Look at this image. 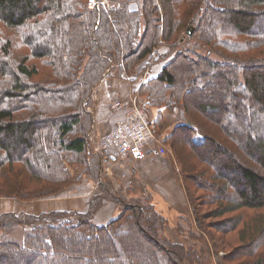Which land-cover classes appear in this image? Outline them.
Listing matches in <instances>:
<instances>
[{"label": "trees", "instance_id": "1", "mask_svg": "<svg viewBox=\"0 0 264 264\" xmlns=\"http://www.w3.org/2000/svg\"><path fill=\"white\" fill-rule=\"evenodd\" d=\"M88 2L0 0V196L55 193L73 181L77 164L99 179L101 154L90 144L94 90L108 72L122 77L166 42L170 57L139 93L149 106L182 111L164 141L197 225L207 227L189 178L211 193V216L235 213L218 231L230 234L242 224L240 244L216 260L215 233L206 239L202 228L201 249L176 241L151 193L144 189L131 201L103 181L104 192L85 212L1 213L0 264H264V55L211 56L217 44L237 54L264 51V0H190L184 8L186 0ZM190 25L193 35L179 33ZM20 43L29 51L18 58ZM31 59L42 62L43 73ZM162 117L153 125L162 126ZM111 197L121 212L96 222L95 211ZM18 226L26 229L23 243L5 238Z\"/></svg>", "mask_w": 264, "mask_h": 264}, {"label": "rangeland", "instance_id": "2", "mask_svg": "<svg viewBox=\"0 0 264 264\" xmlns=\"http://www.w3.org/2000/svg\"><path fill=\"white\" fill-rule=\"evenodd\" d=\"M189 2H190V0H186V2H184V4L182 5V8H184L186 6V4H188ZM183 27H180L179 33L180 34L183 33V35H188L187 32L183 30ZM13 33H14V31H9L7 34L12 36ZM227 38L231 39V40H237V39L246 40L242 36L236 37V35H231V34L227 35ZM197 41H198L197 37L192 39V43H195ZM164 43H166V42H164ZM166 44H167L166 50H163L164 52H160L161 58H160V56H158L159 55L158 52H155L150 57L149 61L145 62L147 60V59H145L142 61V63H140L131 72H128V73L125 72V73H127L128 75L134 74L137 77L135 79H138V80H135V81H137V84L139 83V78L141 80L145 81L147 78H150V77L154 76L155 74H157L158 71L160 70V68H162L163 64L166 63L167 59L170 57V56L166 55V53L169 51V44L168 43H166ZM207 48L208 47L206 45L201 46L202 51H205ZM178 49L179 48H177L176 50H178ZM28 51H29L28 48L26 46H24L22 43L16 45L15 48L13 49L14 54L18 58L22 57L24 55V53H27ZM223 51H224V53H227L231 57H242V58L247 57V58H249V57H256V56L264 55V51H262V52L253 51L250 53L245 52L242 54H237V53L229 52V51L225 50V48H223V45L217 44L215 46L214 51H212L211 56L213 58L218 59L222 56L221 52H223ZM163 55H164V57H167V58H163ZM156 56H158L157 59H156ZM30 62L39 64V66L42 70L41 73H43L44 67L42 66L41 61H39L37 59H31ZM108 73H110V72H108ZM42 77H43V74H40L39 76H35L34 79H39ZM102 81H101V83H102ZM101 83L95 88L94 94H93L94 97H95V94L97 93V90L99 89ZM122 83L118 82V85H122ZM123 87L126 88V86H124V85H123ZM137 93L140 97L143 96V98H140V100H139L140 106L143 107L145 112L151 116L152 120H154L155 118H158V116L160 114L163 115L162 126H160V127H157L158 125L154 126L155 131H157L159 134L164 132L165 128L167 129L166 131L169 134L172 131L173 126H175L174 122L177 120V123L178 122L180 123V122H182L180 120L184 119V115H183L181 110L179 111L178 115H175V112L171 111L168 108L163 107L160 109L158 107L149 106L147 103L146 95H141L139 93V90L135 91L133 93V95H135ZM167 126H168V128H167ZM167 133L163 134L162 136L163 137L167 136L168 135ZM128 160H130L129 162H127L128 168H129L130 165L131 164L134 165L135 162H134V160H131V159H128ZM141 164H142V161L139 162L140 166H141ZM140 166L138 168H140ZM168 166H169V169L167 170L168 176L172 175L174 173L175 180L178 182V184H180V178L178 175V170H176L175 165L169 161ZM73 167L75 168L73 181L70 182L69 184L63 186L59 191H57L55 193L46 194L43 196H38L35 198H29V199H24V198H20V197L0 196V214L5 213V212H10V211L28 212V213H33V214H44V213H50V212H54V211L55 212H60V211L85 212V211H88L91 208L92 197H94L95 195H99V194L103 193L104 190H103V188L99 187L97 194L95 193L93 196L83 197L85 199V202L81 203V198L84 195L83 192H85L86 188H88V187H86L87 184L84 182H81V181L83 180V178H85L86 181L95 180V178H91V176L88 175V173L86 172L87 170L83 165L77 164V165H74ZM120 168H122V167L120 166ZM201 171L197 172V176L199 178L201 177V173H202ZM121 172L122 171H120V174H121ZM122 178H125L126 182L129 184V182L131 180L129 176L128 177L120 176V179H118V181L121 182ZM138 179H139V181H143L142 177H140V178L138 177ZM197 182L198 181H196V183ZM186 183H187L189 190L191 192V196L194 197L193 205L195 204L196 208L198 209V212L200 213V217H202V215L204 216L203 218H200V221L202 220L204 223L207 224V227H202L204 229V231L207 233L206 237L205 236H203V237L208 239V236H209L208 233L213 232L217 236V239H219V244H220L218 247L219 251H218L217 255H216V253H214L215 254L214 258L217 260V257H218L220 260V258H222L225 254L231 253V251H234L238 247V245L240 244L239 231H241L243 229V226H241L242 225L241 224L238 227V230H236V231L234 230L230 234H226V235L224 234L223 235L222 233H220L218 231V229H220V226H223L220 224L222 222H225L224 224L229 223V221L226 220V217H230L231 215H234L235 213L225 215L224 217L211 216L212 211L217 208V204L212 203V202L207 203V201L209 200V197L211 196V193L206 192L208 194L204 195L205 191L197 188L195 181L192 180L191 178H189ZM36 184H38V183L36 182ZM79 184H81V185H79ZM183 184H184V181H183ZM34 185L35 184H33V186ZM82 185H85V187H83ZM132 185L136 186L135 181ZM125 189L120 188L119 190H117L119 192L118 194H122L126 197V199H128V200L131 199V201H132V199L135 198L137 196V194H134V195L130 194L133 191H131V190L129 191L128 189H126V190ZM142 190H144V189L140 186L137 188L136 192H141ZM149 190H147V192H149V193L153 192L154 193L157 208L160 211H162L168 218V224L166 227V231H167L168 235L171 238H174L176 241L187 243V245L189 244L190 241L192 243L196 242V247L198 249H201L202 248L201 246L203 244H202V241L199 240V239H201L199 237V235H201L204 231L202 228H201L202 229L201 230L198 227V225H197L198 221L196 220L197 219L196 216H194V214L190 215L188 213L187 214H183V213L179 214V212L176 211V209L173 210V208L171 207L172 203L170 201L165 200V196L163 195V192L156 191V190L154 191L151 188H149ZM110 201L114 204V208L111 209V215H110V218H111L112 216L113 217L117 216L121 212V205L115 199H113V197L110 198ZM75 205L77 207H81V208H76ZM103 206H104V203L102 205H100L97 208V210L95 211V214L93 217L94 220H95L96 214H97V217L99 220H105L106 219L107 213H105V212L98 213V211L100 209H102ZM60 207H67V208H72V209H67V210L58 209ZM261 212H263V211L261 210ZM177 214L179 215V217L177 216ZM107 220L108 219H106L105 222ZM95 221L97 222V220H95ZM244 223H246V222H244ZM244 223H243V225H244ZM25 232H26L25 227L22 228L21 226H18L13 233H7L5 235V238H7L9 240H16L18 242L23 243L24 237H25ZM193 235H196L197 237H193ZM227 264H234V263L230 262Z\"/></svg>", "mask_w": 264, "mask_h": 264}, {"label": "crops", "instance_id": "3", "mask_svg": "<svg viewBox=\"0 0 264 264\" xmlns=\"http://www.w3.org/2000/svg\"><path fill=\"white\" fill-rule=\"evenodd\" d=\"M167 44L161 43L155 52H164L166 50ZM151 56L147 57L146 61H149ZM161 69V68H160ZM160 71V70H159ZM158 71V72H159ZM158 74V73H157ZM156 75V74H155ZM135 75H128L125 73L122 77H115L109 73L105 75L97 93L94 97V104L90 107V110L94 113V128L93 132L90 135V144L91 150L93 153L101 154V164H102V174L99 179L86 181L85 178L81 182L87 184L86 191L83 192L84 195L81 198V203L85 202L83 197L86 196H93L101 188V183L106 181L108 186H112L115 190L121 189H128L129 191H133L130 194H138L137 188L142 187L143 189L149 190V188L153 189L154 191L163 192L165 196V200L170 201L172 203L171 207L176 209V211L183 214H193L192 208L190 205L189 197L183 184V179L180 174L179 164L174 156V154L169 151V153L162 155V156H149L144 160H134V165L131 164L128 168V163L130 160H119L117 158H113L112 153H108L101 147V142L105 134L118 125L121 121H131L134 119L133 114L131 113V108L128 100L132 98V95L135 91L139 90L140 85L142 84L143 80L139 78V83L137 84L138 79H135ZM118 82H123L122 85H118ZM126 86V88L123 87ZM121 101L123 103L122 107H114L113 105ZM151 117V116H150ZM152 119V118H151ZM156 119V118H155ZM154 119V120H155ZM177 124V120L174 122ZM174 127V126H173ZM168 128V126H167ZM167 129L165 128L164 132L161 135L166 134ZM168 134V133H167ZM166 143V142H165ZM169 147V145H167ZM170 148V147H169ZM132 160V159H131ZM142 161L141 166L139 162ZM169 161L175 165L176 170H178V175L180 178V184L175 180L174 173L172 175L167 174V170L169 169ZM130 164V163H129ZM122 168H120V166ZM140 168H138L139 166ZM127 168V169H126ZM146 168V169H145ZM120 171L121 174H120ZM120 176L130 177L129 184L126 182L125 178H122L121 182L118 181ZM138 177H142L143 181H139ZM135 181V185H132ZM88 182V183H87ZM81 185V184H79ZM85 187V185H82ZM149 187V188H148ZM125 189V190H126ZM150 191V190H149ZM149 193V192H148ZM153 201L156 204L155 196L153 192H150ZM76 208H81L77 207ZM157 207V206H156ZM114 208V204L109 199H106L104 202V206L102 209L98 211L105 212L106 219H111V209ZM58 209H72L67 207H60ZM158 209V208H157ZM159 210V209H158ZM160 211V210H159ZM163 213L162 211H160ZM164 214V213H163ZM165 215V214H164ZM166 216V215H165ZM179 217V215L177 214ZM167 217V216H166ZM105 219V220H106ZM95 220L98 223H105V220H99L96 214ZM107 220V221H108ZM106 221V222H107ZM168 234V233H167ZM174 239V238H173Z\"/></svg>", "mask_w": 264, "mask_h": 264}, {"label": "built area", "instance_id": "4", "mask_svg": "<svg viewBox=\"0 0 264 264\" xmlns=\"http://www.w3.org/2000/svg\"><path fill=\"white\" fill-rule=\"evenodd\" d=\"M97 4L98 0H89L88 2L90 8H95ZM139 100L140 96L137 93L127 101L134 119L121 121L102 139V149L109 154L112 153L119 160H144L149 156L158 157L171 151L165 143L164 137L155 131L153 120L140 106ZM113 106L122 107L123 103L118 101Z\"/></svg>", "mask_w": 264, "mask_h": 264}, {"label": "water", "instance_id": "5", "mask_svg": "<svg viewBox=\"0 0 264 264\" xmlns=\"http://www.w3.org/2000/svg\"><path fill=\"white\" fill-rule=\"evenodd\" d=\"M187 34L188 35H193V33H194V26L193 25H190L189 27H188V29H187ZM113 158L115 159L116 158V156H113Z\"/></svg>", "mask_w": 264, "mask_h": 264}]
</instances>
